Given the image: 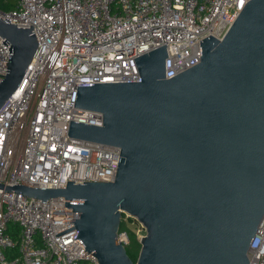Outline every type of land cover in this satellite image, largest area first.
Returning a JSON list of instances; mask_svg holds the SVG:
<instances>
[{
    "label": "water",
    "instance_id": "95a60500",
    "mask_svg": "<svg viewBox=\"0 0 264 264\" xmlns=\"http://www.w3.org/2000/svg\"><path fill=\"white\" fill-rule=\"evenodd\" d=\"M6 20L0 110L38 49L33 26ZM200 44L199 63L171 79L165 45L135 59L140 82L78 84L74 107L101 113L102 125L71 121L68 135L120 150L113 181L0 189L81 200L55 210L73 215L56 224L74 223L72 240L99 264H250L264 220V0H248L222 39ZM124 213L146 231L136 262L118 237Z\"/></svg>",
    "mask_w": 264,
    "mask_h": 264
},
{
    "label": "built area",
    "instance_id": "2783aa9c",
    "mask_svg": "<svg viewBox=\"0 0 264 264\" xmlns=\"http://www.w3.org/2000/svg\"><path fill=\"white\" fill-rule=\"evenodd\" d=\"M247 2L16 0L13 10L0 11L19 28L33 26L38 42L22 84L0 110V184L65 189L67 182L113 181L120 150L68 135L71 121L102 125L101 113L74 107L78 84L140 82L135 59L165 45V78L171 79L199 63L200 41L222 39ZM3 40L0 82L11 55ZM65 202L81 200L43 203L0 189V264H99L72 240L74 223L56 224L73 220L54 214L73 211ZM122 219L138 222L125 213ZM11 226L18 228L17 241ZM118 237L124 246L129 243L122 230ZM14 250L17 255L9 257ZM248 257L250 264H264V220Z\"/></svg>",
    "mask_w": 264,
    "mask_h": 264
},
{
    "label": "rangeland",
    "instance_id": "374dc122",
    "mask_svg": "<svg viewBox=\"0 0 264 264\" xmlns=\"http://www.w3.org/2000/svg\"><path fill=\"white\" fill-rule=\"evenodd\" d=\"M120 230L127 234L129 243L125 245L129 256L138 258L140 253V241L146 235L145 228L139 223L134 221L121 220Z\"/></svg>",
    "mask_w": 264,
    "mask_h": 264
},
{
    "label": "trees",
    "instance_id": "16d2710c",
    "mask_svg": "<svg viewBox=\"0 0 264 264\" xmlns=\"http://www.w3.org/2000/svg\"><path fill=\"white\" fill-rule=\"evenodd\" d=\"M16 7V0H0V11L8 12L13 10ZM9 232H11V235L14 237L15 241H17V233H18V228L16 226H11L9 229ZM17 255V250H14L12 252L8 253L9 257ZM130 258L136 262L137 257L135 256H130Z\"/></svg>",
    "mask_w": 264,
    "mask_h": 264
}]
</instances>
